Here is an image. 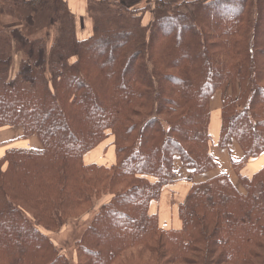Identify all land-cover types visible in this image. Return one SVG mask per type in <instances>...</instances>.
<instances>
[{"label": "trees", "instance_id": "obj_1", "mask_svg": "<svg viewBox=\"0 0 264 264\" xmlns=\"http://www.w3.org/2000/svg\"><path fill=\"white\" fill-rule=\"evenodd\" d=\"M15 1L31 25L49 18L46 35L0 31V127L41 141L0 158V264H71L41 227L57 230L101 198L79 264H264V166L241 174L264 151V0H91L86 39L65 0ZM217 90V145L241 148L233 166L245 192L226 173L194 183L181 227L165 229L149 206L174 181L175 156L195 173L218 167ZM109 130L115 163L86 164ZM132 249L151 259L126 261Z\"/></svg>", "mask_w": 264, "mask_h": 264}, {"label": "crops", "instance_id": "obj_2", "mask_svg": "<svg viewBox=\"0 0 264 264\" xmlns=\"http://www.w3.org/2000/svg\"><path fill=\"white\" fill-rule=\"evenodd\" d=\"M65 1L67 2L71 12L75 15V18L78 21V25L80 21V16L81 17L90 16L88 6L91 0H65ZM120 1L124 4H128L127 1L124 0H120ZM140 13L144 15V22L148 23L152 17V14L150 12L143 11L142 9ZM77 34L80 37V39H86L92 35L89 33L88 36H84L83 32L78 30V28H77ZM222 105H223L222 92L217 91L211 99L209 134L211 136L210 152L214 157V159L218 162V167L208 172L195 173L193 168L184 166L180 157L176 156L174 160V168L176 170L174 181L172 183L164 185L161 191L160 198L157 200H152L150 203L149 206L150 213H154L158 215L159 224L161 227L165 229H179L181 227L182 223L179 218V204L182 201H184L186 195L188 194L189 190L194 185V183L205 181L220 173H226L235 183L236 181L234 180L233 177L237 178V181H239L237 176V171L234 169L233 166V161L240 160L243 157V152L241 148L234 144H231L229 147H220L217 145V142L220 137L221 125H222V117H221ZM23 135L24 134L22 129L17 125L14 126L7 125L0 127V158H2L8 150L13 148L41 147L40 146L41 144L39 145L38 140H33L32 143H30V141L28 140L29 137ZM34 136L36 137V135L30 136L31 139ZM31 146H36V147H31ZM94 151L95 150L89 152L91 154L90 156L91 160L86 161V156L83 157V160L86 164L96 163L102 165H110L106 163H98L97 160L95 159L102 156L101 153L99 154V156L95 155L94 153L96 152ZM114 161H116V153H115ZM263 166H264V151L255 157L249 158L246 161L243 169H241V174L247 177H252Z\"/></svg>", "mask_w": 264, "mask_h": 264}, {"label": "rangeland", "instance_id": "obj_3", "mask_svg": "<svg viewBox=\"0 0 264 264\" xmlns=\"http://www.w3.org/2000/svg\"><path fill=\"white\" fill-rule=\"evenodd\" d=\"M114 1H117V0H114ZM118 1H120V0H118ZM124 1H127L128 2L127 5L132 6L134 8L143 7L144 4L146 3V0H137V1H135V0H124ZM0 2H1L0 3V31L8 32L10 29L18 27L25 32L26 31L27 32L29 31L31 33L34 32V33L38 34L39 36L46 35V32L48 31V27H46V26H47L48 18H49V16H48L49 14L47 12H45L40 17V18H43V22L39 23L37 26H33L29 22H27V20H26L27 15L30 13L29 9L24 8L23 5H21L20 3H18V1H15V0H0ZM14 3H16V4L13 5ZM192 7L193 6L185 7L184 10H187V11L191 10L192 11ZM168 15H169V13H168ZM76 23H77L78 30L83 32L84 36H88L89 33L92 34L93 19L91 18V16H83V17L80 16L79 25H78L77 20H76ZM90 29H92V30H90ZM184 52H186V51H184ZM190 55H192V54H190ZM16 59H17V63H18L19 57H16ZM180 59H181V57L178 56V60H180ZM217 91L222 92V102H223V97H224L223 91L222 90H217ZM18 127H20L22 129L23 134H24L23 128L21 126H18ZM108 133L109 134L105 138V140L102 143L98 144L96 146V148L94 147L92 149V150H95L94 152H96V153H94V154L97 156H99V154L101 153L102 157L95 159V160H97L98 163L111 164V163L115 162L114 161L115 160V143H114L115 136L113 134H111L110 130L108 131ZM28 140L30 141V143H32L33 140H38L39 145L41 144V141H40L38 136H36V137L34 136V137H32V139L29 136ZM210 144H211V140H210ZM7 145H9V144H7ZM31 147H36V146H31ZM92 150H89L87 153H89ZM98 150H100V151H98ZM86 154L84 155V156H86V161L91 160V158H90L91 154L90 153L87 155ZM92 158H95V157H92ZM237 176H238V174H237ZM233 178L236 181V183L235 182H233V183L238 187V189L241 190L242 192H245V189L241 183V180L239 179V176H238L239 181H237V178H235V177H233ZM103 201L104 200H102V198L96 200L94 206L91 208V210H89V212H87L86 214H84L81 217H78L75 219H69V220L63 222L61 227L58 228L57 230H47L46 228L41 227L42 231L45 234H47L50 237V239L53 241V243L55 244V246H56L57 250L60 252V254L64 258H66L71 264H79V253H78L79 239H80L84 229L88 225V223L92 220V217L96 215L97 211L99 210V208L101 206L100 204ZM122 223H123V220H120L119 224L122 225ZM124 255H125L124 259L126 261L133 259V258H137V260H138V257H144L143 260L144 259L148 260V258H150L148 253H146V252L142 253L141 251L136 250V249H132V250L128 251L127 253H125ZM122 262L124 263L123 259H122Z\"/></svg>", "mask_w": 264, "mask_h": 264}]
</instances>
